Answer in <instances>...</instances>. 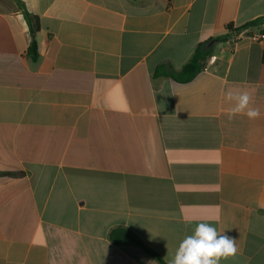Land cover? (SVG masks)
<instances>
[{"label": "crops", "instance_id": "obj_1", "mask_svg": "<svg viewBox=\"0 0 264 264\" xmlns=\"http://www.w3.org/2000/svg\"><path fill=\"white\" fill-rule=\"evenodd\" d=\"M19 1L0 0V264H160L117 228L169 264L201 221L236 239L220 264H264V25L209 47L264 0ZM202 43L191 82L156 75ZM229 88L260 117L229 119Z\"/></svg>", "mask_w": 264, "mask_h": 264}, {"label": "clouds", "instance_id": "obj_2", "mask_svg": "<svg viewBox=\"0 0 264 264\" xmlns=\"http://www.w3.org/2000/svg\"><path fill=\"white\" fill-rule=\"evenodd\" d=\"M223 99L231 105L227 111L229 119L236 115L252 120L260 117V110L253 106L252 93L248 90L229 88L223 93ZM213 220L219 222V214ZM238 251L235 238L218 231L212 222L201 221L180 242L169 264H220L221 260L235 257Z\"/></svg>", "mask_w": 264, "mask_h": 264}, {"label": "trees", "instance_id": "obj_3", "mask_svg": "<svg viewBox=\"0 0 264 264\" xmlns=\"http://www.w3.org/2000/svg\"><path fill=\"white\" fill-rule=\"evenodd\" d=\"M21 4V2L18 0ZM26 20L30 26L31 33V45L29 49V55L33 60L38 58V44L36 40V34L39 30V25L34 18L28 12H25ZM264 25V17L257 18L244 26L234 28L232 24L227 26L228 33L226 35L213 38L211 41L216 43L229 41L233 36H238L242 32L248 30L251 27H261ZM264 34V30L260 32ZM213 48H208L207 43H202L198 46L191 59L180 71L174 70V68L169 64H162L156 70V75L160 77L172 78L180 83L191 82L199 73H201L206 65L208 58L211 56ZM111 241L116 245H129L136 244L141 247L147 254L156 259L160 264H166V262L153 250L148 248L144 243H142L131 231L124 228H117L113 230L110 234Z\"/></svg>", "mask_w": 264, "mask_h": 264}, {"label": "built area", "instance_id": "obj_4", "mask_svg": "<svg viewBox=\"0 0 264 264\" xmlns=\"http://www.w3.org/2000/svg\"><path fill=\"white\" fill-rule=\"evenodd\" d=\"M238 36H233V38L231 39V42L234 43L235 42V39H237ZM264 37V34L262 33H259L257 36H256V39L257 40H261L262 38Z\"/></svg>", "mask_w": 264, "mask_h": 264}, {"label": "water", "instance_id": "obj_5", "mask_svg": "<svg viewBox=\"0 0 264 264\" xmlns=\"http://www.w3.org/2000/svg\"><path fill=\"white\" fill-rule=\"evenodd\" d=\"M214 43H215V42H213V41L210 42L209 47H211Z\"/></svg>", "mask_w": 264, "mask_h": 264}]
</instances>
